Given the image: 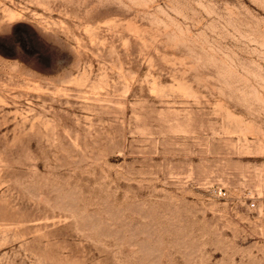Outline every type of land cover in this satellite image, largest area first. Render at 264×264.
I'll use <instances>...</instances> for the list:
<instances>
[{"label": "rangeland", "instance_id": "rangeland-1", "mask_svg": "<svg viewBox=\"0 0 264 264\" xmlns=\"http://www.w3.org/2000/svg\"><path fill=\"white\" fill-rule=\"evenodd\" d=\"M263 205L264 0H0V264H264Z\"/></svg>", "mask_w": 264, "mask_h": 264}, {"label": "built area", "instance_id": "built-area-1", "mask_svg": "<svg viewBox=\"0 0 264 264\" xmlns=\"http://www.w3.org/2000/svg\"><path fill=\"white\" fill-rule=\"evenodd\" d=\"M218 194L220 195V196H222V197H226L228 194H227V191L226 190H223V189H220L219 191H218ZM251 206L252 207H256V201H251ZM262 211L264 212V205H263V207H262Z\"/></svg>", "mask_w": 264, "mask_h": 264}]
</instances>
